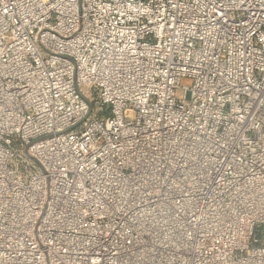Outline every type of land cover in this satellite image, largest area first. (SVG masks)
Here are the masks:
<instances>
[{
  "label": "built area",
  "instance_id": "2783aa9c",
  "mask_svg": "<svg viewBox=\"0 0 264 264\" xmlns=\"http://www.w3.org/2000/svg\"><path fill=\"white\" fill-rule=\"evenodd\" d=\"M0 264H264V0H0Z\"/></svg>",
  "mask_w": 264,
  "mask_h": 264
},
{
  "label": "rangeland",
  "instance_id": "374dc122",
  "mask_svg": "<svg viewBox=\"0 0 264 264\" xmlns=\"http://www.w3.org/2000/svg\"><path fill=\"white\" fill-rule=\"evenodd\" d=\"M181 83H182V84H190L191 81H190L189 79H187V78H184V79H182ZM181 95H182V91H181V90H177V91H176V96L181 97ZM94 107H95V106H94ZM125 115H126V116H129V118H130V117H133L132 110H126V111H125Z\"/></svg>",
  "mask_w": 264,
  "mask_h": 264
}]
</instances>
